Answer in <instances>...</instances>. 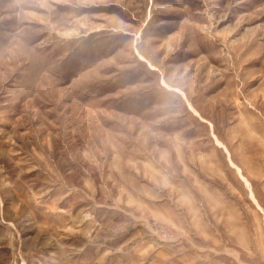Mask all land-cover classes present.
<instances>
[{
	"label": "rangeland",
	"instance_id": "1",
	"mask_svg": "<svg viewBox=\"0 0 264 264\" xmlns=\"http://www.w3.org/2000/svg\"><path fill=\"white\" fill-rule=\"evenodd\" d=\"M0 264H264V0H0Z\"/></svg>",
	"mask_w": 264,
	"mask_h": 264
},
{
	"label": "crops",
	"instance_id": "2",
	"mask_svg": "<svg viewBox=\"0 0 264 264\" xmlns=\"http://www.w3.org/2000/svg\"><path fill=\"white\" fill-rule=\"evenodd\" d=\"M255 200V199H254ZM259 207V206H258Z\"/></svg>",
	"mask_w": 264,
	"mask_h": 264
}]
</instances>
